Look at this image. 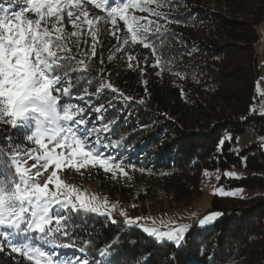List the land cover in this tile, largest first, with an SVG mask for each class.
Masks as SVG:
<instances>
[{
	"label": "trees",
	"instance_id": "16d2710c",
	"mask_svg": "<svg viewBox=\"0 0 264 264\" xmlns=\"http://www.w3.org/2000/svg\"><path fill=\"white\" fill-rule=\"evenodd\" d=\"M157 2L148 7L166 13L167 19L129 10L131 15L164 25L166 31L149 35L155 55L140 42H131L122 21L117 22L118 35L129 36V43L118 42L110 34L109 6L97 9L94 3L86 4L90 18L101 17L94 21L95 37L101 26L105 34L91 56L88 25L81 30L80 48L89 55L77 56L86 65L72 75L85 77L74 91L86 98L72 102L84 107L87 127L101 129L97 135L110 145L102 151L124 162L129 184L115 178L113 171L120 169L105 173L99 167H82L76 173L78 181L96 182L102 194L119 203L122 216L70 211L77 247L58 248L56 254L61 260L86 256L90 264H264V154L258 143L236 146L247 127L264 135V116L253 108L258 100L257 53L264 0H170L160 7ZM0 4L15 11L23 6L6 0ZM64 26L68 32L74 30L66 14ZM156 55L161 60L158 65ZM87 79L92 80L91 86ZM101 80L118 91L104 88L91 95ZM84 87L89 94H83ZM101 104L104 108L97 113ZM106 124L107 132L103 131ZM6 137L20 146L21 155L34 146L21 130L0 122V148L9 152ZM213 169L236 170L240 176L222 175L218 185L252 194L214 195L208 212L217 213L216 219L203 228L191 224L180 245L127 223L147 213L192 205L202 194L203 171ZM64 172L70 178V169ZM62 240L68 242L66 237ZM79 247L86 251L80 252ZM100 250L107 255L101 256ZM0 251L14 259L7 258L5 264H32L10 247Z\"/></svg>",
	"mask_w": 264,
	"mask_h": 264
},
{
	"label": "snow or ice",
	"instance_id": "6c2138e0",
	"mask_svg": "<svg viewBox=\"0 0 264 264\" xmlns=\"http://www.w3.org/2000/svg\"><path fill=\"white\" fill-rule=\"evenodd\" d=\"M9 5L20 3L18 11L0 4V122L23 132L27 141L38 148L29 149L25 155L35 159L36 168L41 160L47 170L50 164L55 169L99 167L105 173L114 168L124 173L123 161L102 149L109 147L97 133L101 130L87 127L84 107L72 101L85 99L74 89L85 79L73 73L81 72L87 56L80 48L82 28L86 24L93 43L89 45L90 55H96L94 21L101 17H89L87 3H94L97 9L108 7L107 17L111 21L110 34L123 44L140 42L145 48H151L154 55L156 46L150 42L149 35L166 31L164 25L146 17L129 13L130 9H139L156 17L167 19V14L148 5L157 0H6ZM170 0H159L157 7ZM115 3L116 7H110ZM31 13L32 15H28ZM65 14L73 31L68 32L64 26ZM122 21L129 36L121 37L117 22ZM172 23V20H168ZM178 23L179 21H175ZM75 38V39H73ZM87 43V41H85ZM73 46L76 51L73 52ZM129 60L134 57L129 56ZM103 63V61H102ZM155 63H161L156 55ZM130 68L132 64L128 65ZM158 74V73H157ZM179 74V73H177ZM91 86L92 80L87 79ZM118 90L111 83L98 82L95 93L99 95L104 89ZM83 94H89V88H83ZM183 95V90H181ZM125 100L131 99L120 93ZM64 101L63 103L61 101ZM143 103V100L140 101ZM104 105L96 107L100 113ZM103 131H108L104 125ZM6 152L0 148V250L3 246L11 248L32 264H90L86 256L65 258L61 260L56 254L58 248L77 247L73 236L70 211H88L99 213L101 205L93 206L77 189L64 184L57 177L56 170L42 185L35 174L26 167L27 161L20 158L19 145H12ZM225 141L221 140L223 144ZM59 149V151H57ZM129 167H135L129 165ZM126 174V173H125ZM55 178V179H54ZM49 183L55 184V190L49 189ZM75 195L76 202L72 200ZM95 199V197H93ZM211 216L200 220L203 224ZM129 219L127 223H132ZM54 224V226H52ZM153 236L167 238L177 245L183 240L184 226L168 232L157 229H144ZM66 237L68 242H63ZM89 242L85 241V244ZM51 249V251H49ZM85 252V247H79ZM100 255L107 252L100 250Z\"/></svg>",
	"mask_w": 264,
	"mask_h": 264
},
{
	"label": "rangeland",
	"instance_id": "374dc122",
	"mask_svg": "<svg viewBox=\"0 0 264 264\" xmlns=\"http://www.w3.org/2000/svg\"><path fill=\"white\" fill-rule=\"evenodd\" d=\"M261 29H264V27L262 26ZM104 34V27H98L96 31L95 42L98 45L97 47L99 48ZM257 55L258 80L256 81V92L258 95V100L253 105V108L257 114L264 116V49H262L261 52L260 48H258ZM251 143H258L261 151L264 154V135H261L247 127L245 132L239 135V137L237 138L236 146L238 148H243ZM32 148H38V146L34 144V146L30 149ZM57 151H59V149H57ZM25 153L20 155L21 160L27 161L25 166L30 168L33 174H35L37 170L41 172V175L37 177V180L42 185L51 176L53 170H56L57 177L60 181L71 186L72 188L77 189L86 197L87 202H91L93 206L101 205L99 214H106L109 218H112L111 216H114L115 214H120L122 216V212L119 208V203L116 200L108 198L107 195L102 194L99 185L96 182L82 183L81 181H78L76 173H81L82 167L79 168L78 171L76 168H67L70 169L69 178L64 172L65 168L55 169L54 164H50L47 170H45L42 167V165L45 163V161L43 160H41L39 164H37L36 168H32V165L36 164L37 162L35 159H29V157L25 155ZM113 172L115 173V178L120 181V184H129L125 173L117 171ZM222 175L225 177H238L241 174L234 169H228L224 171H221L219 169L204 170L201 177L202 194L200 198L192 205L173 208L159 213H147L141 217L134 219L132 223H136L139 227L143 228V230L155 228L160 232L173 231L184 226L183 234L188 230V227L191 224H195V226L199 228H203L211 224L217 217V213L208 212L210 201L214 195H232L238 197H246L252 194L250 191H247L245 189H236L232 191L223 189L221 185H218V180ZM48 187L51 190H55L54 183H49ZM93 197H95V199H93ZM72 200L76 202L75 195L72 196ZM207 216H211V219L206 220L203 224H201L200 220ZM10 257L11 254L0 251V264H5L7 258ZM10 260L14 261L13 258H10Z\"/></svg>",
	"mask_w": 264,
	"mask_h": 264
},
{
	"label": "bare ground",
	"instance_id": "6f19581e",
	"mask_svg": "<svg viewBox=\"0 0 264 264\" xmlns=\"http://www.w3.org/2000/svg\"><path fill=\"white\" fill-rule=\"evenodd\" d=\"M259 35H260V39H259V43H258V48H260V41H264V29H259Z\"/></svg>",
	"mask_w": 264,
	"mask_h": 264
},
{
	"label": "built area",
	"instance_id": "2783aa9c",
	"mask_svg": "<svg viewBox=\"0 0 264 264\" xmlns=\"http://www.w3.org/2000/svg\"><path fill=\"white\" fill-rule=\"evenodd\" d=\"M262 48H264V41H260V51L262 52Z\"/></svg>",
	"mask_w": 264,
	"mask_h": 264
},
{
	"label": "crops",
	"instance_id": "0c3cea01",
	"mask_svg": "<svg viewBox=\"0 0 264 264\" xmlns=\"http://www.w3.org/2000/svg\"><path fill=\"white\" fill-rule=\"evenodd\" d=\"M262 26L264 27V22H263ZM262 49H264V48H262Z\"/></svg>",
	"mask_w": 264,
	"mask_h": 264
}]
</instances>
